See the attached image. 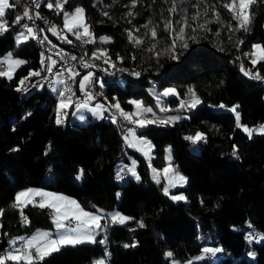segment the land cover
Here are the masks:
<instances>
[{
  "label": "trees",
  "instance_id": "trees-1",
  "mask_svg": "<svg viewBox=\"0 0 264 264\" xmlns=\"http://www.w3.org/2000/svg\"><path fill=\"white\" fill-rule=\"evenodd\" d=\"M53 1L40 0L35 12L47 14L57 28L62 25L63 11L80 5L94 36L114 37L110 45L104 43L110 66L103 58L92 56L100 48L98 42L83 43L67 33V39L79 45L94 64L139 73L119 76L122 83L117 81L118 76L102 78L101 98L111 104L119 102L122 109H132L134 105L128 101L140 98L161 115L188 111L187 116L179 115L167 124L138 128L152 140V162L159 167L165 162L164 145L170 144L173 164L187 175V183L177 187L185 192L187 200H172L164 194V180L157 183L150 177L143 155L126 144L125 129L117 119L112 123L107 116L110 112L102 118L89 114L79 123L71 120L67 111L58 125L57 95L49 90L54 83L30 91L16 90L30 71L40 70L41 52L34 38L15 43L18 23L14 21L28 6L27 0H10L14 7L8 8L3 18L8 30L0 34V56L11 50L26 63L15 68L11 80L0 77V254L10 248L8 241L13 235L31 233L38 226H53L51 208H41L37 201L12 207L19 188L37 185L76 197L84 207H116L131 218L124 224H114L104 217L101 223L108 227L96 231V243L64 246L40 264H96L101 255L105 264H172L164 256L166 245L174 254L172 258L188 264V257L204 244L220 245L229 254L216 259L204 257L191 264H264V241L245 239L253 231L264 232V134L253 132L249 138L237 128L236 114L220 107L236 104L242 124L264 122V80L251 79L241 71L243 65L264 77V61L253 66L251 59L242 56L255 43L264 45V0L251 5L247 30L239 28V21L223 7L231 0H135L134 6L133 0H67L59 13L55 7L46 6ZM173 5L175 11L170 12ZM193 7L207 13L204 38L189 42L187 49L177 44L174 51L166 48L156 57H139L140 44L135 43L133 34L129 40L130 16L133 23L153 20L161 27L169 17L174 20L181 9ZM213 10L219 13V21ZM22 23L28 26L29 19L23 18L19 25ZM47 35L58 44L75 46L61 42L60 34L58 37L48 30ZM162 39L167 42L164 33ZM173 54L178 59H172ZM151 85L173 87L176 93L162 94V100L176 107L161 111L155 96L148 92ZM190 88L200 103L195 108L177 107L191 98ZM197 131L204 134V140L193 144L184 139ZM233 145L237 147L235 157ZM124 151L138 159L139 180L125 172H121L126 178L123 181L114 177V165ZM22 216L27 217L28 224L23 223ZM139 221L145 226L140 227ZM253 252L252 258L249 253Z\"/></svg>",
  "mask_w": 264,
  "mask_h": 264
},
{
  "label": "snow or ice",
  "instance_id": "snow-or-ice-1",
  "mask_svg": "<svg viewBox=\"0 0 264 264\" xmlns=\"http://www.w3.org/2000/svg\"><path fill=\"white\" fill-rule=\"evenodd\" d=\"M256 0H231V3H225L223 5L224 8L228 9L229 12L232 14V18L239 21V28H243L247 30V24L250 21V13L249 9L252 4H254ZM67 3V0H55V4L49 2L46 6L49 9H55L58 11H63L64 4ZM135 5V0H133V6ZM39 7V4L36 5ZM10 7H14V5L10 4V0H0V34L8 30V23L6 20H4V16L6 15V10ZM170 12L175 11V5H173V8L169 9ZM106 15V13H105ZM129 15H132L130 12ZM198 15V14H197ZM213 15L216 16L217 21L220 20L219 13L215 12L213 10ZM28 18L29 20L32 19V17L29 15V11L25 10L23 17L17 16L14 23H19L23 18ZM37 18H40L39 13L36 14ZM197 17L193 16L192 19L195 20ZM151 23V22H149ZM177 23H180V21H177ZM63 26L64 29L67 30V32L73 34L76 38V40L82 41L83 43H92L94 42L92 39V33L90 32L89 26L85 23V17H84V10L80 7H77L73 13H68L67 11H63ZM188 26L187 20H184L183 25L179 28V30L176 32L175 37L173 38V42L170 45L169 51H174L176 47V41H181V47L184 49H187L189 47L187 41L185 40V27ZM147 27V25H146ZM199 27L203 28L204 25H199ZM26 32H20L16 37V43L20 44L24 41H27L30 37L36 38L34 30L32 27H29L25 25ZM172 28V21L168 20L165 22V30L168 31ZM81 29L83 31L81 32ZM229 29L231 30V26H229ZM54 35H57L59 37V33L57 32L56 26L53 25L49 29ZM152 33L153 38L156 37L157 33L155 28L150 30ZM195 31V29H193ZM171 35V32L169 33ZM218 34V33H217ZM87 37V39H85ZM45 40L47 37L44 38ZM65 41L69 44L72 43L71 40H68L67 37H63ZM133 37L132 34L129 33V40L132 41ZM189 39H192L194 42H198L196 40L195 36L189 37ZM100 41L102 43L110 42L109 37H100ZM42 42V41H41ZM136 44H140V40L135 41ZM238 44L243 43L242 41H238ZM155 45H153V48ZM150 51L152 49H149ZM222 50V49H221ZM99 53V54H98ZM59 54V53H58ZM159 55V53L157 54ZM247 56H251V64L255 66L256 64L264 61V45L261 44H253L252 45V51L250 53H245ZM92 56L95 59H101L104 58V62L110 64V60L107 57V54L103 50H97V52H93ZM172 59H178V56L173 54ZM50 63L47 64V71L51 73L53 71V66L56 63L55 61L51 60V57L47 58ZM76 56H72L71 60H76ZM80 62L84 63V58H80ZM26 63L23 60L18 59H12L11 54H9L6 58L3 60H0V64H6L7 69L6 70H0V77H7L9 80L13 78V72L16 67H19L20 65ZM45 61L43 59L42 54V60L41 64L44 65ZM66 71L69 74V79L74 78L75 76H78L79 73L75 72L73 68L69 67L66 69ZM241 71L244 73L245 76L250 77L251 79L255 80H264V77L260 75V73L257 71L253 73L251 70H247L244 68L243 65H241ZM39 71H30L27 77H24L20 80L19 86L17 87V91H23L26 90L24 88L25 82L28 81L33 76H40ZM134 75H139V73H134ZM58 76H63V73H58ZM92 77V73H88L83 77V79L79 82V88L80 92L84 94L85 99L82 102H76L75 108L77 109L76 113H73V115L79 114V118L81 120L85 119L83 113L80 111L81 109H86L90 111L94 116H97L98 118H102L103 114L105 112H108L111 108L116 109L120 116L128 121L129 123H132L136 125L138 128H144L147 125L159 123V124H167L169 122L175 121L179 119V117L173 116L169 117L167 120H149V119H140L138 118V114L142 113H150L152 112V108L150 107H143L142 101L139 100H129L128 103L132 104L136 108V113H129L125 112L119 102L115 104H110L108 107H105L104 104L97 103L94 107H89V102L95 100V96L86 89L87 83L90 81V78ZM44 79H47V77H44ZM53 83H64L63 80L59 81H53ZM103 86V85H101ZM41 87H43L41 85ZM52 91H57L55 87L52 88ZM191 94L192 100L191 103L188 105L191 108H195L197 104L200 103L199 99L196 97L195 92L193 89L188 90ZM69 93L66 99H64L65 94ZM170 94H175V89L168 88L165 89L163 92L164 96H168ZM75 95V93L72 92V89L70 87H65L63 91L59 92V96L61 99L57 103L56 106V123L59 125L63 122L62 115L66 117L67 112L66 109L72 106V96ZM181 107L185 106V103L181 102ZM220 107H224L223 105H220ZM236 109H232V111H235ZM161 111H165L164 108H161ZM134 116H137L136 119H133ZM112 123H117L116 117H112ZM236 126L237 128H241L246 134L249 135V138H251V135L253 132H256L258 134H264V125H260L258 128H249L247 126H244L240 123V117L237 113L236 116ZM128 135L125 136V142L129 147H135L137 144L145 145L147 146L148 150L151 149V144L149 141L139 138L136 136V133L133 128H129L127 130ZM129 137H132L131 140H129ZM184 139L191 141L193 144H196L197 142L204 140L205 136L203 133L197 131L194 136H185ZM140 150V149H138ZM166 152H170V148L165 150ZM147 156V152L144 153ZM232 156H237V147L233 145V151ZM170 159V157H166V160ZM129 172H131L132 176H134L137 180L140 179V177L137 175L135 171V161H133L132 168L128 169ZM154 175L153 179L159 183L158 179V173L157 170L153 169ZM163 172L165 173V177L168 179V184L164 186V194L167 196L169 195V188L175 187L176 185H183L186 183V177L181 175L178 172H175L174 169L171 168V166L166 167L163 169ZM169 173H173L171 177L168 176ZM83 175V170H81V176ZM117 178L121 179L120 173H117ZM77 179H80V176L77 177ZM38 195L41 197H47L49 198V203H40V207H48L53 209V223L55 224L56 228V235L53 237V234L48 231L44 232H38L34 234L30 239L27 240L25 244V250L21 252V250L16 249L14 251L9 250L4 255H0V264H6L7 261H12L14 264H20L21 261H24L25 264H40L41 261L45 259V257L49 256L53 252L60 251L62 247L64 246H76L82 243H96V230H106L108 227L107 224H102L101 221L104 219L103 216L96 215L94 213H89L84 211L80 205L70 198L64 197L62 195H55L51 193H45V192H38L34 191L32 189H28L26 191H22L16 194V202L12 204L13 208H16L19 206V203H31V196ZM21 198H27L26 200H23ZM171 199L173 200H183L185 197L183 195H173L171 196ZM102 211V210H101ZM0 215H2V212H0ZM23 222L28 223L27 217H23ZM111 221L115 223L124 224L127 220L131 219L129 217L122 216L119 212L113 213L110 215ZM75 220L77 221V225L75 227H67L64 223V221H70ZM139 226L144 227L143 221H139ZM251 227V225H249ZM19 239H24L23 237ZM246 240H249L250 242L255 239L256 242L264 241V234H253L249 233L246 237ZM16 243V240L9 239L8 244L14 245ZM99 243L104 244V240H100ZM135 246V245H132ZM124 247H129V245H124ZM29 249L34 251H29ZM222 249L220 248H212V247H205L202 249V255L195 257L196 260H201L204 258L205 255H211L215 256L217 253H220ZM105 255H109L107 252ZM166 258H172L174 254L171 251L164 253ZM250 256H255V253H249ZM96 264H105L103 260L97 261ZM172 264H179V262L175 261L173 259ZM188 264H191V261L188 262Z\"/></svg>",
  "mask_w": 264,
  "mask_h": 264
},
{
  "label": "rangeland",
  "instance_id": "rangeland-1",
  "mask_svg": "<svg viewBox=\"0 0 264 264\" xmlns=\"http://www.w3.org/2000/svg\"><path fill=\"white\" fill-rule=\"evenodd\" d=\"M52 3L55 4V0ZM77 7H80V8L83 9L82 6L76 5L72 9H67V10H64V11H67L68 13L71 14V13L74 12V10ZM26 10H28V8ZM181 11L182 12L179 13V14H177L178 16H176L174 18V20H172V28L169 29L168 31L165 30V22L166 21H163L162 26L160 27L153 20L149 21L151 23L148 22L147 24H145L144 22H141V23L140 22L133 23V21L131 20V18H132L131 16H130V18L127 19L128 22H131L132 23V25H130V33L134 35V37H135L136 40L138 39V40L141 41V43L139 45L141 47V51L139 53V57L140 58H145V57L152 58V57H156L157 53H161V51L166 50V48H167L168 52H170L169 51V48H170V45L173 42V38L175 37L176 32L179 30V28L183 25L184 20H187V23H188V26L185 27V33H184L185 40L187 41V43H189V42H191L193 44L195 43L192 39H189V37L195 36L196 37V40H198L199 38H204L205 37V35H206V33H205L206 30L205 29H208V28H205L206 26H204L203 28H201V27H199V25H204V24L208 23V20L209 19H208L207 13H205V11L196 9L194 7L193 8H189V9H184V10L181 9ZM24 12H25V10H24ZM19 16L22 17V14H20ZM193 16H196L197 18L195 20H193L192 19ZM84 17H85V23L89 26V22L87 21V17L85 15V12H84ZM168 20H170V17L168 18ZM177 21H180V23H177ZM53 25H55V24H50L49 25V28L51 26H53ZM146 25H147V27H146ZM28 26L29 27H32L33 30H34L33 25L28 24ZM153 28H155L156 33H157V35H156L155 38H153L152 33L150 31ZM56 29H57V32L62 36L61 37L62 39H63V37H67L68 39H70L67 36V33H68L67 30L64 29V26H63V16H62V25H61V27L57 28V26H56ZM193 29H195V31H193ZM82 31H83V29H81V32ZM90 32L92 33L91 30H90ZM170 32H171V35L169 34ZM19 33H20L19 30H17L15 32V43H16V37H17V35ZM34 33H35V30H34ZM162 33H164L165 36L167 37V42L164 41V39H162ZM100 37H107V36H105L104 34H100L98 36H94L93 33H92V39H93V41L98 42V44L100 45V48H97L95 52H97V50H103L108 55L109 53L107 51V46H105V44L100 41ZM85 39H87V37ZM59 40H60V38H59ZM64 42H66V41H64ZM112 42H114V37L110 38L109 45ZM53 43H57V42H53ZM142 43H144V44L146 43V45H143ZM71 44H73L75 46H78L81 49V51H83L82 48L79 45H77L76 43L74 44L72 42ZM177 44L181 45V41L177 40L176 41V45ZM255 44H259V43H255ZM58 45H60V44L57 43V46ZM153 45H155L154 48H153ZM149 49H152V50L150 51ZM251 51H252V48L250 50L243 51L242 52V54H243L242 56H246L247 58L252 59L251 56L245 55V53H250ZM9 54H11L12 59L23 60V58L21 56L12 53L11 50L6 51L2 56H0V60H3L4 58H6ZM88 58H89L90 62H93V60L89 56H88ZM132 58L133 57L131 56V59ZM52 61H53V59H52ZM132 61H133V59H132ZM134 64H135V62H134ZM97 65L98 66H101L99 64H97ZM139 66H140V64H139ZM102 67L107 68L105 66H102ZM112 68H115V67H112ZM6 69H7V65L6 64H3V66L0 67V70H6ZM88 73H92V77L90 78V81L93 80V77L95 75V70L92 69V68H90V69L84 70V71H82V72L79 73V75L77 76L78 83ZM116 79H117V81L119 83H122L123 82V78L122 77H117ZM59 80H62V79H61V76H58V73H57L55 75L54 81H59ZM90 81L88 82V85H86V89L87 90H88ZM97 81H98V88H97V91L98 92H97V94H93L92 93L95 96V100L89 102V107H94L95 104H97V103L104 104L105 107H108L109 104H111V102L106 101V100L103 99L104 98V92H103V86H101V85H104V83H103L102 77L100 75H98ZM59 85H60V89L58 90V86ZM62 86H63V83H61V84L60 83H54L51 87H49V90L53 94H56L57 95V103L61 99V97L59 96V92L63 90V87ZM53 87H55L57 89V91H55V92L52 91V88ZM168 88L174 89L173 87L157 88V87L152 86V85L148 87V92L150 94H152L153 96H155V101L159 105V107H161V108H166L167 109V108H174V107H176V106H171V105H169V103H167V102H165V101L162 100L163 99L162 94H163L164 90L165 89H168ZM175 93H176V90H175ZM100 96H103V98H101ZM66 98L67 97H64V99H66ZM83 100H81L80 102H82ZM135 100L141 101L140 98L135 99ZM191 100H192V97L189 98L188 100H186V103H185V107L186 108H191V107L188 106L191 103ZM199 101H200V99H199ZM57 103H56V106H57ZM115 103L116 102H114L112 104H115ZM180 105H181V102H179L177 104V107H181ZM56 106H55V109H56ZM143 107H150V108H152L151 104H149V103H143ZM224 108H227V109H230V110H232L234 108L236 109V104L225 105ZM111 109H114V108H111ZM114 110H116V109H114ZM123 110L125 112H129V113H136L135 106H133L132 109H123ZM67 111H70L71 112L70 113V116H71L70 119L71 120L75 119L79 123L85 122L88 119V117L86 115H87V113L90 112V111H88L86 109H81L80 111L83 113V115L85 117V119L81 120L79 118V114L73 115V113H76L77 112V109L75 108V106L69 107L68 109H66V112ZM233 112L237 116V113H238L237 109L235 111H233ZM150 113H153V114H157L159 116H162V119L163 120H167L169 117H173V116L179 117V115H182V116H187L188 115V111L187 110L170 111V112L164 113L165 115H161L159 113H155L154 110L152 109V112H150ZM109 114L107 115L108 117H111L112 118L114 116L112 114H110V115ZM147 114H149V113L138 114V118L152 120V119H150L151 117L149 115H147ZM92 117L93 118H98L97 116H94L93 114H92ZM136 118H137V116H134L133 117V119H136ZM154 124H157V123H154ZM242 125L247 126L249 128L255 129V128H258L260 125H264V122L258 123L256 125H251V126H248V125H245V124H242ZM129 128H133L134 129L137 137L142 138V139H145V140L149 141L150 144H151V149L150 150H148L147 146L140 145V144H137L133 148H135L137 151H139L143 155V158H144V160L146 161V163L148 165V173H149V175H150V177L152 179H153V175H154L153 169H155V170H157V173H158V179L159 180H161V179L164 180V183H163V189H164V186L166 184H168V179L165 177V173L163 172V169H165L168 166H171V168L174 169L175 172H178L181 175H183L184 177H186V183H187V175L184 174L182 171H180L177 167H175V165L172 162V158H171V147H170V144L169 143H166L164 145V159H165V162H164L163 166L159 167V166L155 165L152 162V158L154 156V153H153V150H152L153 149L152 140L146 134L139 133L138 132V127H136V125L135 126H132V125L129 126L127 128V130ZM127 135H128V133H127V131H125L124 132V139H125V136H127ZM131 139H132V137H129V140H131ZM169 148H170V152H166L165 150L166 149H169ZM138 149H140V150H138ZM145 152H147V156L144 154ZM166 157H170V159L166 160ZM133 161H135V171H136L137 175L139 176V173H138V170H137L138 159L131 152L124 151V152H122L120 158L116 161V163L114 165V177L117 180L123 181L126 178H123L121 176V172H125L128 177H131L133 179H136L134 176H132L131 172L128 171L129 168H132ZM118 172L120 173V176L122 177L121 179H118L117 178V173ZM172 174L173 173H169L168 176L171 177ZM186 183H184L182 186H184ZM182 186L181 185H176L175 187H170L169 188V197L171 198V196H173V195H183L185 197V199H183V201H186L187 200V196H186L185 192L183 190H181V189H177V187H182ZM34 188H44V187H41V186L40 187L25 186V187L19 188L16 191V194L19 193V192H22V191H26L28 189L34 190ZM44 189L47 190V191H49V192H51L52 194L62 195L64 197H67V198H70L72 200H75L80 205V207L84 211H86V212L94 213L96 215H100V216H103V217H109V219H110V215L111 214L116 213V212H119L122 216L129 217L130 218V216L128 214L120 211L116 207L104 208V207L97 206L95 208H88V207H84L83 205H81V203L78 201V199L76 197H73V196L68 195V194H66L64 192H61V191H55V190L48 189V188H44ZM117 193L119 195V191H117ZM16 194H15V202H16ZM35 197H39V199L36 200ZM33 198H34V201H33ZM41 198L42 197L41 196H38V195H34V196H31L30 197V199H31L32 202L37 201V203H43V198L42 199ZM21 199L23 201V200H26L27 198H21ZM25 203H19V206H21V205H23ZM51 210H52L51 218L53 219V209H51ZM64 223L66 225V228L67 227H75L77 225V221H75V220L64 221ZM54 227H55V224H54ZM42 228H44V227H42V226L35 227L34 228L35 231L33 230L34 232L33 231L32 232L35 233V232L48 231V232H51L53 234V237H55L56 233H55L54 230H47L46 228L45 229H42ZM96 231H98V230H96ZM23 233L21 235H18V234L13 235L10 239L17 240V242L14 245H10V248L6 249L0 255H4L9 250L14 251V250L18 249V247L16 245L21 241V239L19 240V238L23 237L24 238V239H22L23 241H27L28 239H30V237H29L30 235H29L28 232H26L27 234H23ZM257 233L258 234H264V232H262V231H257ZM205 247H212V248H220V249H222V251L220 253H217L215 256H211V255H205L204 256V257H208L209 259H216L220 255L229 254V251L223 249L220 245L204 244L202 246L201 250L199 252L193 254V255H190L188 257V260H190V261L196 260L195 257L201 256L202 255V249L205 248ZM168 251H169V247L166 245L165 246V252H168ZM251 257L253 258V256H251ZM173 259L178 262V260L175 259V258H170V261H173ZM100 260H103L105 262V256L104 255H101L100 256V259L98 261H100Z\"/></svg>",
  "mask_w": 264,
  "mask_h": 264
},
{
  "label": "built area",
  "instance_id": "built-area-1",
  "mask_svg": "<svg viewBox=\"0 0 264 264\" xmlns=\"http://www.w3.org/2000/svg\"><path fill=\"white\" fill-rule=\"evenodd\" d=\"M48 2V0H46ZM27 6L29 15L32 17L31 20H29V24L33 25L35 30V36L42 45L43 50V59L45 61L43 65V70L40 72V76H33L29 81L25 82L24 88H30L33 89L35 87L46 85L49 86L50 82L54 80L55 75L57 73H63V76H61V79H67L68 84H70V88L72 89V92L75 93V95L72 96V106L75 105L76 102H80L83 100L84 94L80 92V89L77 85L76 78L69 79V74L66 71L67 68L71 67L74 69L75 72L80 73L87 69H94L95 75L93 77V80L90 81L88 90L93 93L97 94V78L98 75H106V74H115L119 75L120 73H127V74H134L133 72L127 70L126 68L122 67V69H114V68H104L102 66H98L94 64L93 62H89L88 60L84 59V63L82 64L80 61L71 60L72 56H76L77 53H80L76 48L72 46V50H60L57 49V43H53V39L48 37L47 31L49 29V25L53 24L50 19L47 17V14L42 13L39 14L40 18L36 17L35 12V0H27ZM23 17V14H22ZM20 28H25V26L19 25L18 23V30L20 31ZM47 37L45 40L44 38ZM42 41V42H41ZM60 41H65L64 39L60 38ZM59 53V54H58ZM51 57V60L55 61L56 63L53 66V71L49 73L47 71V64L50 63L47 58ZM3 64H0V67H2ZM44 77H47V79H44ZM110 114L114 115L117 120L123 125L125 131H127V128L129 126H135L132 123H129L126 120H123L119 117V113H117L114 109L109 110ZM149 115L152 120H163L162 116H159L157 114L149 113ZM122 176H125V174H122ZM36 200L39 199V197H35ZM22 219V218H21ZM23 221V219H22ZM24 223V222H23ZM29 223V222H28ZM24 223V224H28ZM26 233V232H24ZM253 234H257L256 231L252 232ZM27 241L21 240L17 247L19 250L24 251L25 250V244Z\"/></svg>",
  "mask_w": 264,
  "mask_h": 264
},
{
  "label": "bare ground",
  "instance_id": "bare-ground-1",
  "mask_svg": "<svg viewBox=\"0 0 264 264\" xmlns=\"http://www.w3.org/2000/svg\"><path fill=\"white\" fill-rule=\"evenodd\" d=\"M44 2V1H43ZM47 2V1H46ZM40 3V0H35V5H37V4H39ZM22 26H25V23H22L21 24ZM25 32V33H27L26 32V28H20V32ZM35 39V41L38 43V45H39V47H40V52H41V58H40V70H39V72H41L42 70H43V66H42V64H41V60H42V54H43V50H42V45L40 44V42L38 41V39L37 38H34ZM61 42H64V41H61ZM74 48H76L80 53H77L76 54V57H77V59H76V61H80V58L81 57H83L84 59H86V60H88L89 62H90V60H89V58L83 53V51H81L80 50V48H78V47H75V46H73ZM57 49H60V50H72V46L70 45V46H64V45H62V44H60V45H58L57 46ZM114 69H122V68H114ZM128 70V69H127ZM124 74H127V73H120L119 75H115V74H106V75H101V77L102 78H104V79H107V78H111V77H119V76H122V75H124ZM129 75H133V74H129ZM32 78V77H31ZM30 78V79H31ZM29 79V80H30ZM28 80V81H29ZM63 81H64V83H63V90L65 89V87H70V84H68V80L67 79H62ZM53 81L54 80H52L51 82H50V84H49V86L50 85H52L53 84ZM27 82V81H26ZM18 86H19V84H18ZM17 86V87H18ZM51 87V86H50ZM26 90H23V91H30L31 89L30 88H25ZM62 90V91H63ZM69 95V93H66L65 94V97H67ZM75 106V105H74ZM116 112H117V110H115ZM118 113V112H117ZM119 117L121 118V119H123L121 116H120V114H119ZM124 120V119H123ZM24 217V216H23ZM22 218V217H21Z\"/></svg>",
  "mask_w": 264,
  "mask_h": 264
},
{
  "label": "crops",
  "instance_id": "crops-1",
  "mask_svg": "<svg viewBox=\"0 0 264 264\" xmlns=\"http://www.w3.org/2000/svg\"><path fill=\"white\" fill-rule=\"evenodd\" d=\"M77 83H78V81H77ZM61 84V83H60ZM78 87H79V83H78ZM60 89V85L58 86V90ZM80 89V88H79ZM71 113V112H70ZM89 114H91V116H92V113H87V117H88V115ZM69 116H70V114H69ZM31 186H35V187H40V186H37V185H31ZM34 191H38V192H45V193H51V192H49V191H47V190H45L44 188H34ZM52 194V193H51ZM43 198V203H45V204H47V203H49L50 201H49V198H47V197H42ZM41 198V199H42ZM33 201H34V198H33ZM27 203V202H26ZM52 214V213H51ZM47 229V230H54L55 231V233H56V228L54 227V223H53V226H51V227H44V228H42V229ZM35 231V230H34ZM33 231V232H34ZM33 232H31V233H29V237L31 238L34 234H36V233H38V232H35V233H33ZM16 242H17V240H16ZM17 246V245H16ZM29 251H34V250H29ZM21 252H23V251H21Z\"/></svg>",
  "mask_w": 264,
  "mask_h": 264
}]
</instances>
